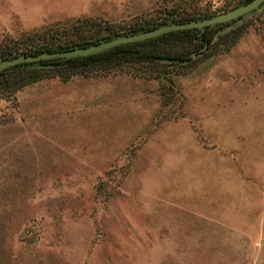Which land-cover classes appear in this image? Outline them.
I'll list each match as a JSON object with an SVG mask.
<instances>
[{"label": "rangeland", "instance_id": "374dc122", "mask_svg": "<svg viewBox=\"0 0 264 264\" xmlns=\"http://www.w3.org/2000/svg\"><path fill=\"white\" fill-rule=\"evenodd\" d=\"M233 2L0 0V45ZM237 27L169 81L129 66L0 94V264H264V8Z\"/></svg>", "mask_w": 264, "mask_h": 264}, {"label": "trees", "instance_id": "16d2710c", "mask_svg": "<svg viewBox=\"0 0 264 264\" xmlns=\"http://www.w3.org/2000/svg\"><path fill=\"white\" fill-rule=\"evenodd\" d=\"M248 1L250 0H234L226 8L197 13L185 11L183 5H177L170 9L163 8L153 19L138 20L124 27L102 25L89 18H76L23 33L16 39L1 44L0 60L19 55L55 52L74 46H86L115 34L143 31L170 21L181 22L209 17ZM222 26L224 24L207 26L201 36H198L196 28H189L171 31L138 42L117 45L86 56L17 64L0 72V94H12L44 78L58 77L66 80L83 70L109 72L129 66L135 69V74L144 73V77L169 81L172 70L178 73L185 66H190L194 56L200 54L206 56L207 51L222 44L229 47L236 41L241 28L229 29L216 36V32ZM126 72L129 73V71Z\"/></svg>", "mask_w": 264, "mask_h": 264}, {"label": "water", "instance_id": "95a60500", "mask_svg": "<svg viewBox=\"0 0 264 264\" xmlns=\"http://www.w3.org/2000/svg\"><path fill=\"white\" fill-rule=\"evenodd\" d=\"M263 8L264 0H250L227 11L214 14L209 17L181 22L170 21L161 25H156L151 29L143 31L115 34L107 39H101L95 43L86 46H74L55 52H42L36 55H19L8 59L0 60V72L9 67L22 63L36 62L41 60H66L74 57L95 54L108 50L117 45L142 41L176 30L196 28L198 30V36H201V33L207 26H212L215 24H226L222 29H219L216 32L217 36L231 29L234 25H236V23L241 21L243 18L262 10Z\"/></svg>", "mask_w": 264, "mask_h": 264}]
</instances>
